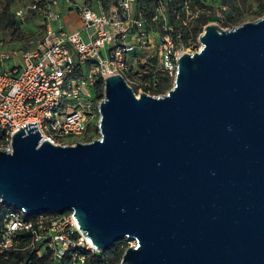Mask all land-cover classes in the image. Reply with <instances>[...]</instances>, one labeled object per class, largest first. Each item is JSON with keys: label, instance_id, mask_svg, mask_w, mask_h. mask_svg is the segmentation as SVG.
Here are the masks:
<instances>
[{"label": "water", "instance_id": "obj_1", "mask_svg": "<svg viewBox=\"0 0 264 264\" xmlns=\"http://www.w3.org/2000/svg\"><path fill=\"white\" fill-rule=\"evenodd\" d=\"M219 19L162 95L107 76L98 138L54 145L35 122L17 129L0 150V202L71 210L99 252L134 240L119 264H264V16Z\"/></svg>", "mask_w": 264, "mask_h": 264}, {"label": "built area", "instance_id": "obj_2", "mask_svg": "<svg viewBox=\"0 0 264 264\" xmlns=\"http://www.w3.org/2000/svg\"><path fill=\"white\" fill-rule=\"evenodd\" d=\"M59 1L34 0L14 11L20 21L29 10L42 12L44 22L42 37L29 48L0 51V150L5 152L11 151L12 134L31 122L54 145L90 142L99 132L98 104L107 76L120 74L136 96L162 95L157 90L163 79L173 84L178 57L199 49L202 31L194 35L192 28L202 9L191 0H152L149 19L137 12V0H109L106 7L99 0H65L79 15L74 30L51 9ZM174 2L179 9L169 13ZM151 57L155 66L148 69ZM0 213V264H33L32 258L36 264H109L98 259L103 252L87 241L71 210L24 212L5 206ZM121 241L123 251L135 245L132 239Z\"/></svg>", "mask_w": 264, "mask_h": 264}, {"label": "trees", "instance_id": "obj_3", "mask_svg": "<svg viewBox=\"0 0 264 264\" xmlns=\"http://www.w3.org/2000/svg\"><path fill=\"white\" fill-rule=\"evenodd\" d=\"M14 0H0V30L3 28H6L8 26H11L13 23V15L9 13L8 7L12 4ZM102 4L106 3L107 0H101ZM192 4L197 5L199 8L202 9V12L199 15L198 21L194 24L192 30L194 35H198L201 31L205 23L207 22V16L214 14L215 9L210 5V3H207L205 0H191ZM242 2H245V0H241ZM230 1L223 0L221 1V4H219V8L221 11L225 10V5L229 6ZM171 9H179L178 2L172 3L169 8L168 12L171 13ZM153 11V3L152 0H137V12L140 13V15L146 19H149L152 15ZM264 12V2H261L260 5V14ZM227 24V23H226ZM150 27H147V30H149ZM155 29V27H152ZM147 60V67L148 69H151L155 66V58L151 57L146 59ZM143 67V65H140ZM169 88H171V82L169 80L163 79V83L158 88L157 92H165ZM99 96H102V93H99ZM8 206L6 204H0V209L2 207ZM1 218V213H0ZM123 241H117L113 244L111 248H109L107 251L103 252L102 254L98 255V259L107 261L109 264H119L121 255L123 253V249L120 248V245ZM33 259V264H36L38 260L36 258Z\"/></svg>", "mask_w": 264, "mask_h": 264}, {"label": "crops", "instance_id": "obj_4", "mask_svg": "<svg viewBox=\"0 0 264 264\" xmlns=\"http://www.w3.org/2000/svg\"><path fill=\"white\" fill-rule=\"evenodd\" d=\"M32 1H34V0H32ZM74 1L82 2L83 0H74ZM99 1H100V3L102 2L101 0H99ZM108 1L109 0H107L105 4L104 3L103 4L101 3V4L104 7H106ZM13 2H12V4H13ZM211 6L215 7L214 5H211ZM15 8L18 9L19 6H16ZM51 9L56 10L61 14L62 21H63L65 28L67 30H74L80 26V20H79V15H78L77 11L71 5H69V3L66 2L65 0H60L57 5H52ZM13 16L15 19L17 18L15 16V14ZM14 18H13V20H14ZM20 22L23 24V25H21V27L24 26V29H25L24 32L28 33V35L26 36V38L28 40L27 43L21 44V42H22L21 38L24 35H21V33H19L20 32L19 30H17V29L15 30V24L13 21L11 26H8V27L0 30V43H1L0 44V51L9 50V51L19 52L21 50L29 48L31 44L37 42L42 37L43 22H44L42 12H35V11L29 10L25 19L23 21H20ZM3 38L6 41H3Z\"/></svg>", "mask_w": 264, "mask_h": 264}, {"label": "rangeland", "instance_id": "obj_5", "mask_svg": "<svg viewBox=\"0 0 264 264\" xmlns=\"http://www.w3.org/2000/svg\"><path fill=\"white\" fill-rule=\"evenodd\" d=\"M205 1L207 3H210V5H214L215 13H218L221 15L220 20H218L216 24L222 28H231V27L240 25L241 23L248 22V21H254L260 18L261 17L260 5H261V2H264V0H245V2H242L241 0H229L230 1L229 6L225 5V10L221 11L218 4H221V1L223 0H205ZM32 2H33L32 0H14L13 4L8 7L7 11L11 13L12 15H14V10L16 9L15 8L16 6L24 7V6L29 5ZM13 21L15 24V30L16 29L19 30L20 31L19 33H21V35H24L21 38L22 39L21 44L23 43L26 44L28 41L26 38L28 33L24 32L25 31L24 26L21 27V25L23 24L20 22L18 18L16 19L14 18ZM206 24L207 22L205 23V25ZM3 41H6V40L3 38ZM199 46L200 45L196 43L197 49L199 48ZM13 58L16 63H19L18 55L15 54ZM6 64L13 65V60H7ZM98 137H99V132L96 133V138Z\"/></svg>", "mask_w": 264, "mask_h": 264}, {"label": "clouds", "instance_id": "obj_6", "mask_svg": "<svg viewBox=\"0 0 264 264\" xmlns=\"http://www.w3.org/2000/svg\"><path fill=\"white\" fill-rule=\"evenodd\" d=\"M138 97V96H137Z\"/></svg>", "mask_w": 264, "mask_h": 264}]
</instances>
